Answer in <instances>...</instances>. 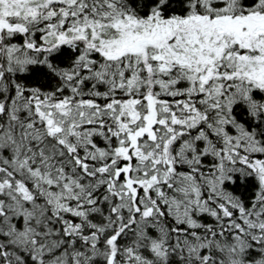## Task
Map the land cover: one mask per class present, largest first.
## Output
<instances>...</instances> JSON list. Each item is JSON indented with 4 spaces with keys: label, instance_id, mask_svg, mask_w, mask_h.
Segmentation results:
<instances>
[{
    "label": "snow or ice",
    "instance_id": "obj_1",
    "mask_svg": "<svg viewBox=\"0 0 264 264\" xmlns=\"http://www.w3.org/2000/svg\"><path fill=\"white\" fill-rule=\"evenodd\" d=\"M0 264H264V0H0Z\"/></svg>",
    "mask_w": 264,
    "mask_h": 264
}]
</instances>
